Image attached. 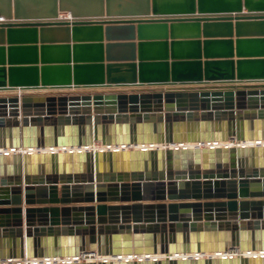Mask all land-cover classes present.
Wrapping results in <instances>:
<instances>
[{"label":"water","instance_id":"water-1","mask_svg":"<svg viewBox=\"0 0 264 264\" xmlns=\"http://www.w3.org/2000/svg\"><path fill=\"white\" fill-rule=\"evenodd\" d=\"M0 264H264V0H0Z\"/></svg>","mask_w":264,"mask_h":264},{"label":"crops","instance_id":"crops-1","mask_svg":"<svg viewBox=\"0 0 264 264\" xmlns=\"http://www.w3.org/2000/svg\"><path fill=\"white\" fill-rule=\"evenodd\" d=\"M115 32H118V31H115ZM52 36H54V37H59V34L53 32V33H52ZM218 48H219V49H218ZM217 49H218V50H223L224 48L218 46ZM58 51H59V50H51L50 55H51L52 57H56V56L59 55ZM115 51L119 52L120 49H116V50H114V52H115ZM117 52H116V54H117ZM233 58L236 59L237 57L234 56ZM96 144L98 145V142H96ZM26 206H35V205H32V204H25V203L23 202V203H22V207L24 208V207H26Z\"/></svg>","mask_w":264,"mask_h":264},{"label":"built area","instance_id":"built-area-1","mask_svg":"<svg viewBox=\"0 0 264 264\" xmlns=\"http://www.w3.org/2000/svg\"><path fill=\"white\" fill-rule=\"evenodd\" d=\"M92 257H94V254H84L83 259L92 258Z\"/></svg>","mask_w":264,"mask_h":264},{"label":"bare ground","instance_id":"bare-ground-1","mask_svg":"<svg viewBox=\"0 0 264 264\" xmlns=\"http://www.w3.org/2000/svg\"><path fill=\"white\" fill-rule=\"evenodd\" d=\"M98 145H99V143H98Z\"/></svg>","mask_w":264,"mask_h":264}]
</instances>
